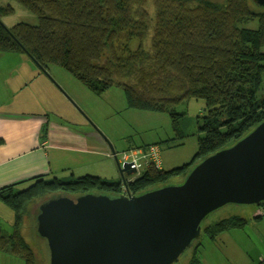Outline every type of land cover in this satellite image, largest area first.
Returning <instances> with one entry per match:
<instances>
[{"label": "trees", "instance_id": "trees-1", "mask_svg": "<svg viewBox=\"0 0 264 264\" xmlns=\"http://www.w3.org/2000/svg\"><path fill=\"white\" fill-rule=\"evenodd\" d=\"M11 1L36 22H20L8 27L10 32L0 24L1 53L34 58L48 73L63 70L97 96L117 91L128 109L170 116L176 131L182 114L173 106L191 99L205 101L199 127L205 136L198 138L192 161L171 170H144L128 183L132 195L174 179L182 183L196 164L264 121V93L259 96L264 89V8L253 0H157L153 14L145 9L146 0ZM13 13L10 4L0 7V19ZM122 186L120 181L85 176L69 182L37 179L15 194L12 188L0 190L1 201L16 217L13 234L5 235L0 228V251L25 264H38L23 228L37 219L41 204L58 195L118 196ZM35 207L38 213L33 215ZM247 224L244 217L230 216L204 225L202 236L216 241ZM201 242L190 250L187 264H202Z\"/></svg>", "mask_w": 264, "mask_h": 264}, {"label": "water", "instance_id": "water-1", "mask_svg": "<svg viewBox=\"0 0 264 264\" xmlns=\"http://www.w3.org/2000/svg\"><path fill=\"white\" fill-rule=\"evenodd\" d=\"M253 2L264 8V0ZM0 24L10 32L1 19ZM115 163L126 193L58 195L40 205L35 229L47 242L49 264L179 263L201 239L213 212L228 204H264V121L196 164L182 183L138 196L127 183L136 170L116 158Z\"/></svg>", "mask_w": 264, "mask_h": 264}, {"label": "crops", "instance_id": "crops-1", "mask_svg": "<svg viewBox=\"0 0 264 264\" xmlns=\"http://www.w3.org/2000/svg\"><path fill=\"white\" fill-rule=\"evenodd\" d=\"M50 75L68 93L70 83H64L68 77L58 72ZM106 97L121 103L117 91ZM73 99L77 106L82 105ZM53 111H58L56 117L51 114ZM70 119L77 120L79 125ZM92 127L28 56L0 52V190L12 188L15 194L32 186L37 179L69 182L87 175L121 182L115 159L111 157L119 151L107 133L96 126L104 138ZM8 210L14 213L0 199V213L9 217L12 221L9 226L14 229L13 215ZM257 210L254 217L264 212ZM0 228L3 230L1 225ZM257 252L248 257L250 264L264 260V251Z\"/></svg>", "mask_w": 264, "mask_h": 264}, {"label": "rangeland", "instance_id": "rangeland-1", "mask_svg": "<svg viewBox=\"0 0 264 264\" xmlns=\"http://www.w3.org/2000/svg\"><path fill=\"white\" fill-rule=\"evenodd\" d=\"M156 1L146 0L145 9L153 14L156 8ZM9 4L13 6L14 13L10 16L1 15V20L7 27L11 28L20 22H36L35 16L26 11L22 6L11 0H0V7H7ZM255 25L256 23L252 26ZM136 46L137 43L134 42L132 47L136 49ZM16 73L18 74L17 71ZM59 73L62 76L68 77V79H64V83L66 81L70 83L68 85L69 91H67L70 95L67 94L82 104L78 106L82 108L79 107L83 113L73 104L75 109L93 126V129L99 128L111 137L116 151L122 152L131 147L147 148L151 145H156L161 151L164 170H171L191 162L197 153L198 138L205 136L199 130V127L203 123L202 118L206 113L204 100H185L173 106L172 109L175 112L182 114L177 125L179 130L176 131L172 119L167 114L128 109L125 100L122 105L121 103L119 104V100L117 99L104 98L106 94L97 96L84 88L74 78L68 76L65 71L60 70ZM50 80L55 83V79L50 78ZM114 89L119 90L120 88ZM263 93L264 89L259 92V96H262ZM71 109L73 108L71 107ZM56 112L58 111L51 113L53 117H56ZM70 121L79 125L77 120L70 119ZM87 176L102 179V177L96 175ZM108 182L117 183L118 180H108ZM179 183H181L180 179H174L170 182V184ZM36 209L37 207L31 212L33 215L38 213ZM257 209L262 210L264 206L228 204L213 212L203 223V226L234 215L248 219V224L244 229L231 230L221 234L216 241L202 236L200 239L202 241V247L200 248V255L203 256L202 264H250L249 256L253 257L258 253L257 251L263 252L264 219H254L253 212L255 211V214L258 211ZM10 213H12L15 223L16 217L12 211ZM259 214L255 217H264V212L261 211ZM35 218H31L32 220L29 225H24L23 236L33 249L37 263L49 264L50 255L47 242L37 233ZM11 223L12 221L6 214L0 213V225L5 230V235L13 234V229L9 226ZM25 223H27V219ZM188 258H190V251H187L177 264H187ZM0 264H25V262L8 253L0 252Z\"/></svg>", "mask_w": 264, "mask_h": 264}, {"label": "built area", "instance_id": "built-area-1", "mask_svg": "<svg viewBox=\"0 0 264 264\" xmlns=\"http://www.w3.org/2000/svg\"><path fill=\"white\" fill-rule=\"evenodd\" d=\"M160 149L156 145H151L147 148L134 147L128 150L112 153L111 157L116 158L122 165L130 164L136 170V173L127 178V183L134 182L142 172L150 167L157 169L163 168ZM123 192L126 193V188L123 185Z\"/></svg>", "mask_w": 264, "mask_h": 264}, {"label": "clouds", "instance_id": "clouds-1", "mask_svg": "<svg viewBox=\"0 0 264 264\" xmlns=\"http://www.w3.org/2000/svg\"><path fill=\"white\" fill-rule=\"evenodd\" d=\"M116 153V152H115ZM114 154V153H113ZM128 178V177H127ZM123 187V186H122ZM122 193H124L123 191H122Z\"/></svg>", "mask_w": 264, "mask_h": 264}, {"label": "flooded vegetation", "instance_id": "flooded-vegetation-1", "mask_svg": "<svg viewBox=\"0 0 264 264\" xmlns=\"http://www.w3.org/2000/svg\"><path fill=\"white\" fill-rule=\"evenodd\" d=\"M40 208V207H39ZM34 210H35V208H34Z\"/></svg>", "mask_w": 264, "mask_h": 264}]
</instances>
